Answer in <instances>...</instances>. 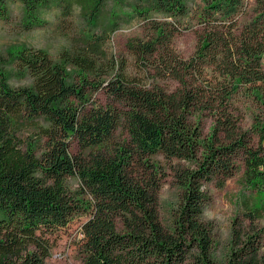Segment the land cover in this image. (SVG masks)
<instances>
[{
	"label": "trees",
	"instance_id": "trees-1",
	"mask_svg": "<svg viewBox=\"0 0 264 264\" xmlns=\"http://www.w3.org/2000/svg\"><path fill=\"white\" fill-rule=\"evenodd\" d=\"M22 1L21 25L44 26L40 11L54 0ZM57 4L86 20L71 47L52 59L46 48L0 55V264H46L80 217L83 264H264V228L254 226L263 203L233 230L223 261L203 218L209 187L224 188L241 161L253 195L264 193V0ZM137 18L144 36L117 56L113 35ZM188 31L197 46L184 57L175 40ZM98 90L105 104L93 100ZM25 129L35 130L30 140ZM158 157L176 164L181 189L171 227L160 216Z\"/></svg>",
	"mask_w": 264,
	"mask_h": 264
},
{
	"label": "rangeland",
	"instance_id": "rangeland-1",
	"mask_svg": "<svg viewBox=\"0 0 264 264\" xmlns=\"http://www.w3.org/2000/svg\"><path fill=\"white\" fill-rule=\"evenodd\" d=\"M128 6V5H127ZM19 8L23 14V1L19 0ZM49 8L59 9L62 13L63 20L55 28V32L50 36L44 35V33L50 31V25L45 24L42 27H36L42 29L40 36V45L42 48L46 43L51 44L52 52L65 46L66 40L59 34H64L71 39L77 38L80 31L83 29L86 20L81 17L79 10H75L68 15L63 12V8L57 4V0L52 2ZM122 10V9H120ZM124 10V9H123ZM75 13V15H74ZM75 19L77 26L74 27L70 20ZM21 23V22H20ZM144 36V28L142 27V21L136 19L135 21L124 24L113 35L112 38V50L117 56H128L127 42L131 37ZM197 46V34L194 31H188L178 36L175 40V47L184 57L191 56ZM48 49V48H46ZM49 50V49H48ZM129 70L137 72L136 69L131 66ZM144 77V76H143ZM12 83L16 86L23 85L26 80L13 79ZM170 87H175L176 82L169 83ZM93 100L100 104L107 102L104 91L98 90L93 94ZM249 114V113H248ZM250 118L247 117L243 121L244 125H250ZM210 121L205 123V134L209 132ZM35 135V130L25 129L20 132V137L24 140H30ZM124 137L125 134L122 131L116 133V137ZM71 151L73 154H79L81 152L76 139H71ZM158 160L163 166H166V177L162 178V187L160 190V216L163 223L167 227H171L173 224V213L177 204L180 202L181 189L175 181V174L173 170L174 162H167L164 158L158 157ZM244 163L241 161L238 163L237 171L232 176L224 188L219 189L215 186H210L211 202L205 209L203 218L210 222L213 227V233L215 238L214 254L215 257L223 261L228 256L233 242V230L236 228L243 230L250 226L251 220L249 218V210L255 206L264 204V193L253 192L245 183L244 177ZM160 177V176H158ZM73 186L77 185V181L73 180ZM84 217L77 218L70 224V227L60 234V238L56 241L55 246L52 249L51 256L47 259L46 264H83L82 256L78 251V241L82 237L81 225L84 221ZM255 227L264 228V216L259 217L254 221ZM262 248L264 251V234L262 237Z\"/></svg>",
	"mask_w": 264,
	"mask_h": 264
},
{
	"label": "clouds",
	"instance_id": "clouds-1",
	"mask_svg": "<svg viewBox=\"0 0 264 264\" xmlns=\"http://www.w3.org/2000/svg\"><path fill=\"white\" fill-rule=\"evenodd\" d=\"M5 7L7 18L0 19V55H8L10 50L14 48H23L34 53L42 51L40 36L43 30L40 28L25 29L21 25L22 12L19 8V0H6ZM40 19L44 24L51 26L50 31L44 33V35L50 36L55 32V28L61 24L63 17L59 9L45 8L40 11ZM70 23L74 27L77 26L75 19L70 20ZM59 35L66 40V44L56 51L57 58L71 47V37H67L62 33ZM43 47L49 49V58L52 59L51 44L46 43Z\"/></svg>",
	"mask_w": 264,
	"mask_h": 264
}]
</instances>
